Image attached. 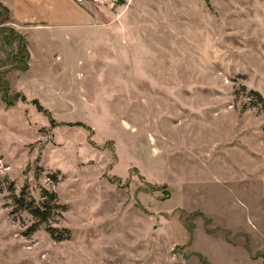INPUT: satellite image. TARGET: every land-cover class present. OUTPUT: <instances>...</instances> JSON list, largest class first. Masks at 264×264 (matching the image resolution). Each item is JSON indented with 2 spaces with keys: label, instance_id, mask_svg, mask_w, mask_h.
<instances>
[{
  "label": "rangeland",
  "instance_id": "obj_1",
  "mask_svg": "<svg viewBox=\"0 0 264 264\" xmlns=\"http://www.w3.org/2000/svg\"><path fill=\"white\" fill-rule=\"evenodd\" d=\"M84 7L88 69L48 42L0 75V264H264V0ZM45 190L66 209L32 231L14 197Z\"/></svg>",
  "mask_w": 264,
  "mask_h": 264
},
{
  "label": "crops",
  "instance_id": "obj_2",
  "mask_svg": "<svg viewBox=\"0 0 264 264\" xmlns=\"http://www.w3.org/2000/svg\"><path fill=\"white\" fill-rule=\"evenodd\" d=\"M86 1L0 0V8L9 16V19L0 22V75L5 72L8 63L15 60L18 51L16 42L9 43L4 38L9 30L22 35L26 43L29 61L25 70L18 69L22 73L36 68L51 67L54 54L53 56L46 54L45 47L48 42L55 43L57 47L63 44L66 46V52L62 53L59 50L56 52L66 62L70 61L72 64V59L75 60L74 65L67 68L68 72L76 73L81 68L88 69V62L95 57L96 48L91 45L92 37L89 34L92 32V19L84 7ZM84 12H87V16ZM111 70L114 73L118 72L115 68ZM122 71L124 76L126 73L128 75L136 73L125 67ZM73 81L77 82L76 79ZM9 108L13 110L14 106ZM0 110L5 111L2 100H0Z\"/></svg>",
  "mask_w": 264,
  "mask_h": 264
},
{
  "label": "trees",
  "instance_id": "obj_3",
  "mask_svg": "<svg viewBox=\"0 0 264 264\" xmlns=\"http://www.w3.org/2000/svg\"><path fill=\"white\" fill-rule=\"evenodd\" d=\"M13 34H16V38H19V42L21 43L18 44V51H16L15 67H18V69L20 70H25L28 67V62H25L24 65H20V62L23 61L22 52H27L26 43L24 41V38H22L23 36L18 34L14 30H9V32L5 34L4 38L9 43L15 42V37ZM6 83L7 85L5 86V90L3 91L2 99L5 101L7 106H13L15 101H17L19 98L26 101V96L21 92H15L14 94H11L9 84L8 82ZM252 94H255L261 102L264 101V97L259 92L253 90ZM33 103L40 111H45L38 100H34ZM43 197L45 199L40 203H37L33 198H31L30 200H26V195L24 192H22L20 196L14 197V202L18 205V207H23L28 210L37 220L32 226V231H35L40 224H42L43 222H47L51 218L50 216L52 209H59L60 212L65 211L66 209L65 206L58 202L57 195L54 192L45 190ZM53 201L54 203H52ZM47 230L49 231L52 238L56 241H62L69 238V231L66 228L54 227L49 224Z\"/></svg>",
  "mask_w": 264,
  "mask_h": 264
},
{
  "label": "built area",
  "instance_id": "obj_4",
  "mask_svg": "<svg viewBox=\"0 0 264 264\" xmlns=\"http://www.w3.org/2000/svg\"><path fill=\"white\" fill-rule=\"evenodd\" d=\"M78 1H80V2H81L82 0H78Z\"/></svg>",
  "mask_w": 264,
  "mask_h": 264
}]
</instances>
